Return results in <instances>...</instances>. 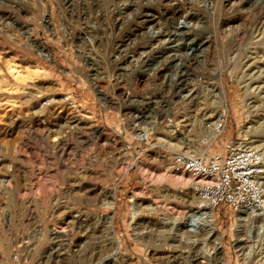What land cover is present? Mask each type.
Instances as JSON below:
<instances>
[{"label":"rangeland","instance_id":"rangeland-1","mask_svg":"<svg viewBox=\"0 0 264 264\" xmlns=\"http://www.w3.org/2000/svg\"><path fill=\"white\" fill-rule=\"evenodd\" d=\"M117 1L0 0V264H264V196L246 220L212 210L208 235L190 180H168L173 153L232 138L259 151L264 181V0L192 1L211 6L204 42L178 67L174 51L139 55L145 12L163 22L175 0Z\"/></svg>","mask_w":264,"mask_h":264},{"label":"built area","instance_id":"built-area-1","mask_svg":"<svg viewBox=\"0 0 264 264\" xmlns=\"http://www.w3.org/2000/svg\"><path fill=\"white\" fill-rule=\"evenodd\" d=\"M223 125L221 120L210 124L204 142L212 143ZM260 163L261 156L256 148L232 138L224 142L221 151L175 152L171 156V166L189 176L191 189L201 207L214 210L218 206H227L236 212L256 210L263 203Z\"/></svg>","mask_w":264,"mask_h":264},{"label":"bare ground","instance_id":"bare-ground-1","mask_svg":"<svg viewBox=\"0 0 264 264\" xmlns=\"http://www.w3.org/2000/svg\"><path fill=\"white\" fill-rule=\"evenodd\" d=\"M63 1V0H62ZM69 1V0H68ZM119 1V0H118ZM117 1V2H118ZM122 1V7H118V9H123L124 12L129 10L131 8V4L128 0H120V2ZM162 2H164L165 4L169 3V0H160ZM192 1H196L198 2V0H175V3L173 5H171L172 9L171 12H168V10L165 9L164 14H159V18L163 17V22L160 21V19L158 20L156 18V16L150 12H145L144 14V25H145V31L142 32L143 34H146L147 36V48L148 50L146 51H140L139 55L144 54L145 52L149 55V53L152 52H156L157 50L159 51H174L173 53L168 54V56L165 58V61L168 63V65L170 67H178L179 65V61L181 59V57L184 55H188L190 52H194V51H199L201 49V46L203 44V39H198L197 35L199 34V23H200V12H205V11H209V6L210 4L208 3H204L202 8L200 9V7L195 6V4H193ZM71 2V0H70ZM119 2V3H120ZM132 2V1H131ZM189 3V6H185L186 3ZM195 2V3H196ZM250 2V1H249ZM67 3V2H66ZM77 4V3H76ZM71 5V3H70ZM116 6V5H115ZM122 10V11H123ZM130 11V10H129ZM136 12V11H135ZM163 12V11H162ZM168 13H171V15ZM117 14V13H116ZM118 14H122L121 11H118ZM143 14V13H142ZM126 16V15H125ZM128 16V14H127ZM240 16V15H239ZM117 17V16H116ZM120 18V17H119ZM170 18L172 21V23L169 25V23H167V21L169 20L170 22ZM202 18V17H201ZM240 18V17H238ZM122 19V18H121ZM218 20V19H217ZM160 21V22H158ZM219 24V23H218ZM257 25V24H256ZM240 31V30H239ZM203 36V35H202ZM198 39V41H197ZM205 41H209L210 40L207 38V40L205 39ZM83 42V41H82ZM93 42V41H92ZM198 43V44H197ZM119 47V46H117ZM117 49V48H116ZM129 50V47L127 46V44H124V47L117 49V58H119L120 56H123L127 51ZM145 53V54H146ZM138 55V54H137ZM135 58V57H134ZM139 58V56L137 57ZM86 59V58H85ZM141 59V58H140ZM148 59V58H147ZM112 60V59H111ZM142 60V59H141ZM184 60V59H183ZM124 63L127 62L128 64L131 63V60H122ZM138 59L135 58L134 62H137ZM142 62V61H141ZM126 63V64H127ZM181 63V62H180ZM182 71V70H181ZM174 74L176 75V78L174 81V89H176V92L179 93L183 90V85L182 83V77L183 74H178L176 71L174 72ZM190 95V94H189ZM189 95H187L186 98H188L189 100L192 99V97L190 98ZM224 121L222 116L214 121H211L210 124L219 122V121ZM189 140L186 141V144H188ZM62 143V142H61ZM247 145V144H246ZM249 147H253L254 146H250ZM193 154V153H190ZM28 168V167H27ZM170 168L171 171L168 175V180L172 185H179V184H184L186 183L187 180H189V176L187 175L186 172L184 171H180V170H176L175 168H173L170 164ZM184 174L187 176L185 177ZM44 183V182H43ZM261 183L264 185V181H261ZM48 185V184H47ZM110 206H112L113 202H109ZM200 206V204H199ZM262 207V206H261ZM261 207H259L256 210H251V209H241L240 211H238V218L240 219H245L246 216L250 215H254V214H258L259 212L258 210L261 209ZM190 214V213H189ZM188 214V215H189ZM262 214V213H261ZM193 218L196 220H200L202 221L205 230H206V234L208 235H213L215 233V229L213 228V214H212V209L209 208H204L201 207L198 208V210L193 213ZM255 216V215H254ZM191 217V216H190ZM187 218V215H186ZM247 218V217H246ZM191 219V218H190ZM189 219V220H190ZM90 220V219H89ZM103 220V219H102ZM195 220V222H197ZM246 220V219H245ZM79 221V220H78ZM191 221V220H190ZM194 221V220H193ZM192 221V223H194ZM186 222V221H185ZM78 223V222H77ZM105 223V224H104ZM104 229L108 230V231H112V225H111V220L109 217H107L104 221ZM190 223V222H189ZM199 223V222H198ZM79 224V223H78ZM81 224V223H80ZM190 225V224H189ZM188 226V225H187ZM190 226H194V225H190ZM198 226V225H197ZM85 227V225H84ZM83 227V228H84ZM92 227V226H91ZM137 227V226H136ZM99 228V227H98ZM196 228V227H195ZM81 229V228H80ZM92 229V228H91ZM90 229V230H91ZM140 229V228H139ZM188 229V228H187ZM191 229V228H189ZM193 229V228H192ZM182 230V229H181ZM83 231V230H82ZM97 231V230H96ZM95 231V232H96ZM104 231V230H103ZM189 231V230H187ZM192 231V230H191ZM194 232H196L195 230H193ZM55 231H53L52 233H54ZM93 232V231H92ZM102 232V231H100ZM179 232V231H178ZM83 233V232H82ZM87 233V232H85ZM90 233V232H89ZM99 233V232H98ZM112 233V232H111ZM180 233V232H179ZM182 233V232H181ZM185 233V232H184ZM182 233V235L184 234ZM199 233V232H198ZM201 233V232H200ZM107 234V232H106ZM114 234V232L112 233ZM189 234H192L191 232ZM195 234V233H194ZM193 234V235H194ZM197 234V233H196ZM88 234H86L85 236H87ZM180 235V234H179ZM182 235H180L182 237ZM63 236V235H62ZM179 236V237H180ZM180 237V238H181ZM78 238V237H77ZM87 238V237H86ZM92 238V237H91ZM115 238V237H114ZM179 238V239H180ZM84 239V238H83ZM107 239L109 240V242L112 245V243L115 241L112 236L111 238L107 237ZM215 239L217 240V237H215ZM178 240V239H177ZM66 241V240H65ZM240 241V239H239ZM76 242V241H75ZM106 243V244H107ZM217 244V242H216ZM79 245V244H78ZM110 245V247H111ZM178 245V244H177ZM249 245V244H248ZM176 246V245H175ZM81 247V246H80ZM79 247V248H80ZM118 247V245H117ZM171 247V246H170ZM214 247V246H213ZM216 247V246H215ZM243 247V246H241ZM78 248V247H77ZM176 248V247H175ZM173 248V250L175 249ZM179 249V248H178ZM51 250V249H50ZM80 250V249H78ZM213 250V249H212ZM56 251V250H55ZM180 251V250H179ZM75 252V251H74ZM80 252V251H79ZM58 253V252H57ZM90 253V252H89ZM77 254V253H74ZM80 254V253H78ZM84 254V253H82ZM86 254V252H85ZM84 254V255H85ZM119 254V249H115L114 252H110V254L107 255V259L112 260L116 257V255ZM56 257V256H55ZM79 257V256H78ZM81 257V256H80ZM88 258V257H87ZM85 259V258H84ZM98 262V261H97ZM107 262V261H106ZM106 264V263H105Z\"/></svg>","mask_w":264,"mask_h":264}]
</instances>
